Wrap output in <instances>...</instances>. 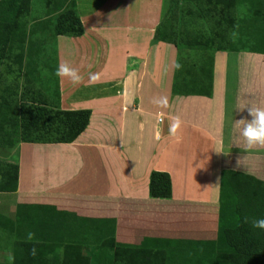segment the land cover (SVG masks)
Here are the masks:
<instances>
[{
    "label": "crops",
    "instance_id": "obj_1",
    "mask_svg": "<svg viewBox=\"0 0 264 264\" xmlns=\"http://www.w3.org/2000/svg\"><path fill=\"white\" fill-rule=\"evenodd\" d=\"M165 1L57 0L39 15L32 11L26 74L59 109L90 110L91 117L73 143L16 147L18 188L0 192V215L14 222V234L0 229V263L29 232L40 243H82L85 253L107 228L125 245L213 241L222 173L264 183V147L246 152L234 144L236 120L251 119L238 106L264 108V54L216 52L212 95L174 94L180 51L154 40ZM67 10L82 21L81 37L56 35ZM62 62L79 71L81 84L54 74ZM90 73L98 77L91 85ZM176 117L182 125L173 136ZM221 146L227 154L214 151ZM155 171L170 175L172 198L150 197Z\"/></svg>",
    "mask_w": 264,
    "mask_h": 264
},
{
    "label": "trees",
    "instance_id": "obj_2",
    "mask_svg": "<svg viewBox=\"0 0 264 264\" xmlns=\"http://www.w3.org/2000/svg\"><path fill=\"white\" fill-rule=\"evenodd\" d=\"M33 1L0 0V149L73 143L90 122V110L59 109L24 70ZM56 1L46 0L44 7ZM166 1L154 40L180 51L174 94L211 96L216 52L264 54V0ZM55 33L81 37L84 26L76 12L67 10L57 18ZM18 171L17 164L0 161V192L17 190ZM149 193L155 199L172 198L170 175L152 172ZM245 217L264 218V183L224 171L216 240L144 238L139 245H125L116 241L114 228H107L90 253L82 243L15 242L11 264H264V230L252 228ZM0 229L14 234V222L6 224L0 215ZM70 233L76 236L71 228Z\"/></svg>",
    "mask_w": 264,
    "mask_h": 264
},
{
    "label": "clouds",
    "instance_id": "obj_3",
    "mask_svg": "<svg viewBox=\"0 0 264 264\" xmlns=\"http://www.w3.org/2000/svg\"><path fill=\"white\" fill-rule=\"evenodd\" d=\"M235 35V34H233ZM182 65L179 63L175 64L176 69H180ZM57 77L67 78L73 86L79 85L83 82V77L79 74L77 69L71 68L67 62L60 63L54 73ZM97 75L94 73L89 74V85L97 82ZM249 104H242L238 106L237 109L244 111L247 109L249 117L241 118L236 120L234 125L235 141L234 144L240 147L243 151H250L258 147H264V108L257 106H248ZM182 121L179 117L174 118V120L169 125V133L173 136L177 134L181 128ZM218 154L224 153L222 146L214 149ZM237 165H241V160L238 159ZM245 223L251 224L254 229L264 230V218L251 219L249 221L248 217L244 218ZM34 238V233L29 232L27 234V241H32ZM32 256L36 255V248L33 247L30 251ZM6 259L10 262L15 260L14 255L8 254Z\"/></svg>",
    "mask_w": 264,
    "mask_h": 264
},
{
    "label": "rangeland",
    "instance_id": "obj_4",
    "mask_svg": "<svg viewBox=\"0 0 264 264\" xmlns=\"http://www.w3.org/2000/svg\"><path fill=\"white\" fill-rule=\"evenodd\" d=\"M46 0H34L32 2L33 5V15H39L42 13V11L44 9H46L44 7ZM167 1H166V6H167ZM18 155V150L17 148H13V149H0V161L2 162H6L9 164H16V157ZM1 230H0V234H1ZM7 253V252H6ZM8 255V254H7ZM2 262L3 263H10L9 261H7L6 256H4L2 258ZM12 263V262H11Z\"/></svg>",
    "mask_w": 264,
    "mask_h": 264
},
{
    "label": "built area",
    "instance_id": "obj_5",
    "mask_svg": "<svg viewBox=\"0 0 264 264\" xmlns=\"http://www.w3.org/2000/svg\"><path fill=\"white\" fill-rule=\"evenodd\" d=\"M161 120H162V118L160 117V118H159V121H161Z\"/></svg>",
    "mask_w": 264,
    "mask_h": 264
}]
</instances>
